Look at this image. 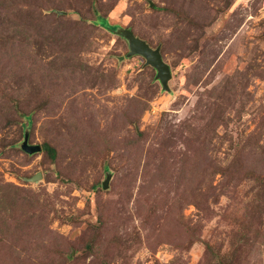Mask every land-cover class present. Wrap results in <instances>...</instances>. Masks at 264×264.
Instances as JSON below:
<instances>
[{
  "label": "rangeland",
  "instance_id": "rangeland-1",
  "mask_svg": "<svg viewBox=\"0 0 264 264\" xmlns=\"http://www.w3.org/2000/svg\"><path fill=\"white\" fill-rule=\"evenodd\" d=\"M0 264H264V0H0Z\"/></svg>",
  "mask_w": 264,
  "mask_h": 264
},
{
  "label": "water",
  "instance_id": "water-1",
  "mask_svg": "<svg viewBox=\"0 0 264 264\" xmlns=\"http://www.w3.org/2000/svg\"><path fill=\"white\" fill-rule=\"evenodd\" d=\"M109 30L113 31L116 34L122 35L128 42L130 51L128 53L129 56L132 55H141L146 60V65L152 66L157 74L156 78L160 81L162 87L164 89H169L168 81L172 76L171 68L168 63L164 61L162 58L160 48H153L146 40L140 38L135 35L132 30L124 29L120 26L117 28H109ZM21 148L27 153H35L40 151L41 146L39 144H31L29 143L28 135H25L24 141L21 144ZM41 176V173H36V175L32 176L30 180L34 181ZM111 174L108 173L106 178L103 181V187L107 188L109 184V179Z\"/></svg>",
  "mask_w": 264,
  "mask_h": 264
},
{
  "label": "trees",
  "instance_id": "trees-1",
  "mask_svg": "<svg viewBox=\"0 0 264 264\" xmlns=\"http://www.w3.org/2000/svg\"><path fill=\"white\" fill-rule=\"evenodd\" d=\"M114 27H116V28H117L118 26H114ZM109 28H113V27H112V26H109Z\"/></svg>",
  "mask_w": 264,
  "mask_h": 264
}]
</instances>
